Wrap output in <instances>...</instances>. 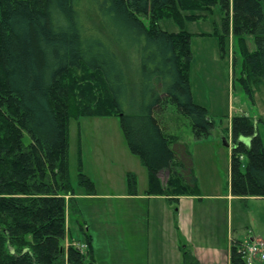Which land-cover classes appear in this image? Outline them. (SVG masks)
Masks as SVG:
<instances>
[{"label": "trees", "instance_id": "16d2710c", "mask_svg": "<svg viewBox=\"0 0 264 264\" xmlns=\"http://www.w3.org/2000/svg\"><path fill=\"white\" fill-rule=\"evenodd\" d=\"M216 6L224 13L220 45L235 38L240 83L253 98L250 83L264 78V0H0V264H85L75 243L64 246L75 194L72 120L119 118L130 152L148 171L150 195L171 202L200 195L191 154L163 117L174 105L196 141L210 138L214 122L193 99V35L164 31L159 21L183 26ZM255 123L246 115L232 119L229 186L240 199L264 198V143ZM127 178L136 195L135 176ZM77 181L94 194L82 160ZM80 235L90 253V237L83 229ZM184 264L199 263L185 253ZM231 264H246L237 245Z\"/></svg>", "mask_w": 264, "mask_h": 264}, {"label": "rangeland", "instance_id": "374dc122", "mask_svg": "<svg viewBox=\"0 0 264 264\" xmlns=\"http://www.w3.org/2000/svg\"><path fill=\"white\" fill-rule=\"evenodd\" d=\"M223 17L224 13L220 6H216L214 12L201 21H185L181 26L175 20L166 18L159 21V26L167 32L178 33L184 30L193 35L191 40L193 61L190 72L193 99L196 104L207 109L209 118L214 122V129L209 139L196 141L189 119L181 115L171 103L168 104L167 114L163 117L164 124L169 128V133L177 136L178 142L183 144L190 152L195 175L200 177L203 185L207 187L214 185L215 187L217 184L225 189L231 163L230 154L233 149L231 126L234 116L246 115L253 118L264 143V78L260 84L250 83L254 95L253 98L249 97L240 83L242 57L235 38L229 35L224 38V43L220 45V41L224 36ZM140 18L146 24L149 23L148 18L144 16H140ZM247 47L251 52L256 49L252 37H248ZM69 136V170L72 185L75 189L79 188L77 184L78 166L80 160L83 163V157L87 161L89 173L98 183V188H102L106 178H108H105L103 172L98 170L99 165L112 170L114 181L119 184L120 168L117 167L114 171L112 167L115 168V166L110 163V158H113L115 149L120 148V142L124 139L119 118L72 120ZM224 139H227L229 147L223 144ZM30 142V137L24 132V143L28 145ZM79 151L84 153L83 157H80ZM98 156H103L101 163H95ZM130 165V169H136V164L134 165L131 162ZM166 176L164 174V177ZM79 207L82 208L79 200L70 203L68 212L70 235L67 236L64 243L65 250L71 243H75L77 246L81 245L83 240L80 232L84 228L81 224L82 218L79 215ZM220 214V230L222 236H225L228 217L227 205L222 204L220 206ZM232 216V231L235 238L245 239L246 242H249L248 238L250 236L258 237L259 234H262L261 241L264 242V201H235ZM256 240L259 239L256 238ZM225 243L224 238L219 239L221 249H227V246H224ZM97 244L99 246H92L93 250L94 247L96 249L95 259L98 262L97 264H116L111 246H101L100 237L97 238ZM236 245L241 248L244 244L237 242ZM153 247L155 246H151L150 250L145 248V253L152 260L159 262L158 258L164 252H160L158 246L152 251ZM87 250L88 246L82 251L87 254L85 264H90ZM136 253L135 246H128L125 249L126 259L124 258L123 261L132 262L136 260ZM255 264H264V261H256Z\"/></svg>", "mask_w": 264, "mask_h": 264}, {"label": "crops", "instance_id": "0c3cea01", "mask_svg": "<svg viewBox=\"0 0 264 264\" xmlns=\"http://www.w3.org/2000/svg\"><path fill=\"white\" fill-rule=\"evenodd\" d=\"M101 160L103 156H98L94 162L101 163ZM131 162L136 164V169H130ZM110 163L115 166L112 167L114 171L117 167L120 168L119 184L114 181L112 170L99 165L98 170L108 178L103 187L98 188V183L89 173L87 161L83 157V172L94 183L95 192L89 195L85 189L78 186L79 188H74L73 201L79 200L82 205V208L79 207V215L82 218L80 219L84 233L91 239V246H99L97 238L100 237L101 246H111L116 264H184L185 253L195 258L199 264H231V248L237 242L242 245L247 243L245 239L241 240L233 235V205L235 201H264V198L234 197L229 186L230 167L225 189L217 184L215 187L204 186L197 175L200 195L183 196L179 197L177 202H171L166 196L148 193V171L141 160L132 155L125 138L121 140L120 148L115 149ZM129 174L136 178V195L129 193L127 181ZM166 177L164 174L160 175L163 185L166 183ZM222 204L228 206L225 236H222L220 230L219 212ZM261 236L263 237L262 234L258 237L250 236L249 242L256 238L262 240ZM222 238L226 240L227 244L224 245L227 246L226 250L220 248L219 239ZM128 246H135L137 253L136 260L132 262L126 260L127 263L123 260ZM151 246H155L152 251L158 246L160 252H164L160 253L159 262L146 255L145 248L150 250ZM95 251V247L94 250L91 247L90 253L88 252L90 264L98 263Z\"/></svg>", "mask_w": 264, "mask_h": 264}, {"label": "built area", "instance_id": "2783aa9c", "mask_svg": "<svg viewBox=\"0 0 264 264\" xmlns=\"http://www.w3.org/2000/svg\"><path fill=\"white\" fill-rule=\"evenodd\" d=\"M80 250L87 248V245L77 246ZM239 252L242 254L246 264H255L256 261H264V242L261 240H254L247 242L241 248Z\"/></svg>", "mask_w": 264, "mask_h": 264}, {"label": "water", "instance_id": "95a60500", "mask_svg": "<svg viewBox=\"0 0 264 264\" xmlns=\"http://www.w3.org/2000/svg\"><path fill=\"white\" fill-rule=\"evenodd\" d=\"M223 144H224L225 146L229 147V143H228L227 139H224Z\"/></svg>", "mask_w": 264, "mask_h": 264}]
</instances>
